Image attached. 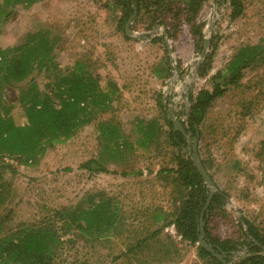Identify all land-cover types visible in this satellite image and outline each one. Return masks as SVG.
Listing matches in <instances>:
<instances>
[{"label": "rangeland", "instance_id": "obj_1", "mask_svg": "<svg viewBox=\"0 0 264 264\" xmlns=\"http://www.w3.org/2000/svg\"><path fill=\"white\" fill-rule=\"evenodd\" d=\"M95 1L35 0L27 7L16 6L8 19L0 22V48L18 44L26 33L42 27L57 33L61 42L53 61L55 73L47 74L50 78L70 70L77 61H85L102 90H108V82L117 89L111 101L95 109L99 114L88 126L70 141L55 144L33 165L3 159L17 170L6 177L12 189L4 201L5 208L11 210L7 229L52 222L63 241L55 264H206L198 258L196 245L181 242L173 226L185 190L173 173L161 171L175 169L176 158L190 150L170 144L169 128L156 98L161 95L160 103L170 119L186 124L189 96L195 98L200 89L211 88L216 74L224 76V66L237 48L264 46V0H242L245 11L235 21L229 20L228 3L218 6L208 0L203 6L198 21L203 23L204 42L208 40L204 54L213 52L210 69L203 77L196 68L205 56H201L204 42L198 51L186 26L175 39H169L164 25L143 31L134 17L123 33L116 28L119 10H113L110 0ZM154 38L161 41L154 43ZM36 79L42 90V74ZM239 83L238 87L227 86L208 110L197 140L198 160L205 162L218 190L227 194L223 207L207 224L208 233L220 239L239 237L237 224L242 217L264 230V166L258 157L264 143V63L245 69ZM8 105L12 120L25 123L22 109L14 103ZM108 121L125 152L118 163L105 157L99 141L97 123ZM151 122L158 128L156 140L143 146L149 128L154 129ZM190 142L187 136V145ZM110 151L115 155L112 147ZM89 160H99L116 174L82 169ZM122 171H139L141 175L122 177ZM97 195L116 201L120 229L104 243L75 231L66 234L65 223L55 212L86 205L88 196ZM96 201H100L98 196ZM153 214H159L160 220ZM151 232H157L156 237L128 252ZM70 240L74 242L65 244ZM246 249L235 252L233 259L242 257ZM158 250L162 251L160 261H156Z\"/></svg>", "mask_w": 264, "mask_h": 264}, {"label": "trees", "instance_id": "obj_2", "mask_svg": "<svg viewBox=\"0 0 264 264\" xmlns=\"http://www.w3.org/2000/svg\"><path fill=\"white\" fill-rule=\"evenodd\" d=\"M34 1L3 0L0 3V22L7 20L16 6L27 7ZM110 1L113 10L120 12V16L116 19V28L119 31L124 33L127 21L135 12L134 17L143 26V31L164 25L165 28L167 27L165 31L169 39H175L182 27L186 26L194 47L198 51L201 50L204 42L203 23L198 21V16L208 0ZM212 1L218 6L228 3L230 21L239 19L245 11L242 0ZM159 41L161 38L152 40L154 43ZM60 42L54 30L42 27L35 32L26 33L20 43L0 48V228L3 229V233L0 234V264H55L57 253L63 246V241H60L61 238L54 230L52 222L45 221L40 225L7 229L11 210L5 208L4 201L11 195L12 189L7 182L10 178L6 179V177L8 174H16L17 170L3 159L5 157L17 161L19 159L25 166L33 165L37 157H42L55 144L70 141L77 132L88 126L99 114L95 109L102 107L105 101H111L112 95L117 93L116 86L109 82L108 90H102L97 83V77L91 75L88 68L91 71L92 69L85 61H77L70 70L63 74L56 73L50 78L47 74L50 71L55 73L56 66L53 61L56 50L60 48ZM212 50H215V46H212ZM212 54L213 52L204 54L203 61L197 68L198 76L203 77L208 73ZM263 63V45L237 48L224 66V76L221 77L220 73L216 74L211 78V88L200 89L195 98L189 96L191 106L187 113V122L186 124L178 122L181 129L174 124L160 103L161 95H157L156 98L162 119L169 128L167 138L170 144L179 150L186 146L190 150L189 153L176 158L175 169L161 171L165 174L173 173L176 176L174 180L185 190V200L180 204L173 226L181 242L191 246L196 245L198 258L206 260V264H264V230L259 229L248 218L239 219L237 226L240 236L237 238L220 239L208 233L207 224L211 217L216 216V211L223 207L227 194L218 190L211 176L209 177L215 192L210 189L191 156L193 138L196 136V131L198 135L200 134L199 127L208 110L225 94L227 86L241 85L239 81L245 69H255ZM40 74L43 82L45 81L42 90L38 88L36 79ZM156 76L161 78L157 73ZM8 103L17 104L22 109L25 123L19 125L12 120L9 114L11 107ZM104 108H107V105ZM150 126L154 129L149 128L143 146L156 140L154 137L157 136L158 128L154 122H151ZM97 130L105 157L111 162H120L125 152L121 150L123 147H120L121 142L116 129H113L108 121L97 123ZM186 135L191 141L189 145ZM124 145L127 146L126 143ZM110 147L115 155L110 151ZM111 154L112 157H109ZM258 157L264 166V143ZM199 162L204 170L207 169L204 161ZM81 168L95 173L116 174L115 170L110 172L99 160H89L81 165ZM138 172L134 171L131 174L122 171L120 176L141 175ZM97 196L99 202L96 201ZM97 196H88L84 201L86 205L82 203L55 212L60 214V219L65 223L63 229L66 234L75 231L101 243L116 234L121 227L118 205L111 198ZM154 214L153 218L160 220V215ZM156 235L157 232H151L144 239L137 241L128 252L141 248L146 241H150ZM201 241L205 243L204 247L197 245ZM71 242L72 240L66 241L65 244ZM244 247L247 248L246 253L242 257L233 259L234 253ZM208 248L212 252H209ZM161 253L160 250L156 252V261L161 260Z\"/></svg>", "mask_w": 264, "mask_h": 264}, {"label": "water", "instance_id": "obj_3", "mask_svg": "<svg viewBox=\"0 0 264 264\" xmlns=\"http://www.w3.org/2000/svg\"><path fill=\"white\" fill-rule=\"evenodd\" d=\"M134 15H135V12H134V14L129 18V20L127 21V23H126V25H125V29H126V30H127L128 26H129V24H130L132 18L134 17ZM207 43H208V40H205V42H204V49H203V51L201 52V56H202V57L204 56V50H205V47H206ZM199 65H200V64H198L197 68L199 67ZM197 68H196V70H197ZM173 122H174V124H175L179 129H181L179 123H178L176 120H173ZM197 140H198V131H196V136H195V138H193V144H192V147H191V149H192V152H191L192 155H191V156H192V159H193L194 165L196 166V168L198 169V171H199L200 174L202 175L204 182L210 187V189L213 190V189H214V185H213V183H212V181H211L209 175H208L207 172L204 170V168L202 167V165L200 164V162H199V160H198V156H197ZM213 192H215V191L213 190ZM197 245H200V246L204 247V246H205V243H204L203 241H201V242H198ZM207 250H208L209 252H212L211 249H209V248H208Z\"/></svg>", "mask_w": 264, "mask_h": 264}]
</instances>
